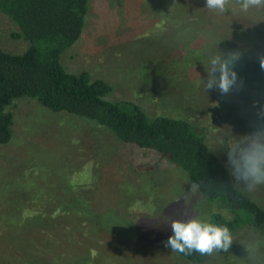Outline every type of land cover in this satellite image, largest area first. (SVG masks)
I'll return each mask as SVG.
<instances>
[{
    "label": "rangeland",
    "instance_id": "1",
    "mask_svg": "<svg viewBox=\"0 0 264 264\" xmlns=\"http://www.w3.org/2000/svg\"><path fill=\"white\" fill-rule=\"evenodd\" d=\"M89 2L81 35L61 53L63 65L108 80L109 99L131 98L147 113L181 116L201 126L208 145L227 164L229 148L264 123L257 116L264 108V91L243 83L231 94L207 92L206 68L209 57L219 51L256 58L264 53V11L244 14L234 5L220 15L206 9L200 21L175 17L162 25L158 20L145 23L154 5L150 0L131 5L132 12L123 0L119 13L117 0ZM16 29L0 11V45L19 52L26 44L10 35ZM7 108L14 121L10 140L0 144V221L7 220L19 194L36 183L61 196L83 193L77 186L72 190L70 183H93L87 190L96 196V204L111 198L121 202L97 214L111 217L113 228L119 216L127 215L139 230L118 236L112 228L110 242L101 245L105 249L100 247L97 258L95 253L92 260L78 264H264V232L249 226L233 232L228 252L216 253L203 263L172 252L166 245L172 235L169 218L180 217L184 205L195 207L197 219L227 209L201 192L191 195L186 174L156 151L125 143L94 120L53 111L35 97H16ZM39 187L34 190L41 191ZM247 194L264 206V186Z\"/></svg>",
    "mask_w": 264,
    "mask_h": 264
},
{
    "label": "trees",
    "instance_id": "2",
    "mask_svg": "<svg viewBox=\"0 0 264 264\" xmlns=\"http://www.w3.org/2000/svg\"><path fill=\"white\" fill-rule=\"evenodd\" d=\"M125 1L131 12V5L139 2ZM150 1L154 5L145 18L149 24L158 20L163 25L175 17L200 21L207 12L206 0ZM117 2L119 13L123 0ZM89 3V0H0V11L17 26L10 35L26 44L19 52L0 45V144L12 136L13 112L7 107L16 97H35L53 111L63 110L94 120L121 141L156 151L179 167L191 184L202 182L199 192L221 201L227 209L212 210L208 221L227 225L232 232L242 226L264 232V206L236 184L225 161L206 142L201 126L181 116L147 113L131 98L109 99L106 94L112 85L108 80L92 76L87 69L76 72L63 65L61 53L81 35ZM229 52L234 51L222 53ZM235 70L245 85L264 91V70L258 58L241 53ZM65 183L68 184L67 180ZM40 185L41 182L36 183L32 189L20 193L7 220L0 221V241H3L0 264H78L94 258L95 253L97 258L98 250L110 242L108 238L111 239L113 231L118 236L138 233L139 225L135 221L131 225L132 219L127 215L119 216L116 227L123 228L119 230L113 228L111 217L97 214L106 206L111 209L121 202L111 198V202L96 204V196L87 190L93 183L68 185L72 190L76 186L82 188L80 196L74 191L61 196ZM36 187L41 191L34 190ZM178 255L192 263L208 259L198 253Z\"/></svg>",
    "mask_w": 264,
    "mask_h": 264
},
{
    "label": "clouds",
    "instance_id": "3",
    "mask_svg": "<svg viewBox=\"0 0 264 264\" xmlns=\"http://www.w3.org/2000/svg\"><path fill=\"white\" fill-rule=\"evenodd\" d=\"M234 5L244 14L253 10L264 11V0H206L205 7L220 15L233 10ZM240 59L239 51L227 54L219 51L211 55L206 68L208 76L204 84L205 90L208 92L217 89L222 95H227L242 88L243 81L235 70ZM258 62L261 70H264V53L258 54ZM257 116L264 120V108L258 110ZM226 155L230 174L237 185H243L244 192L253 193L264 186V123L256 125L255 131L232 145ZM201 184L202 182H193L190 194H197ZM184 208L185 212L180 217L169 218L172 235L168 237L166 245L172 252L185 256L198 253L200 256L211 257L221 251H229L235 237L227 225L204 218L197 219L194 206L184 205ZM244 246L251 256L249 246Z\"/></svg>",
    "mask_w": 264,
    "mask_h": 264
}]
</instances>
